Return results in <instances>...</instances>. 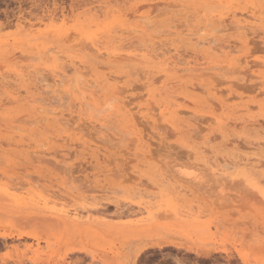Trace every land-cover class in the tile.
I'll return each mask as SVG.
<instances>
[{
	"label": "rangeland",
	"instance_id": "obj_1",
	"mask_svg": "<svg viewBox=\"0 0 264 264\" xmlns=\"http://www.w3.org/2000/svg\"><path fill=\"white\" fill-rule=\"evenodd\" d=\"M255 4L260 12L264 11V0H0V233L18 231L42 236L40 240L29 236L9 238L6 244L0 238V264H14V258L30 256L35 264H264V164L229 159L240 153L251 155L248 142L264 139V128L254 122L259 120L264 126V80L262 83L261 78L253 76L263 69L264 34L257 29V33L250 31L248 39L253 44L246 45L240 40L241 29L216 32L220 43L233 41L239 53L248 56L253 68L245 67L253 75L243 72L245 67L237 72L232 69L231 73L205 68L198 72L172 71L171 76L178 78L170 82L159 72L163 53L178 59L182 52L179 58L202 62L201 67L218 60L220 56H197L186 33L210 19L216 24L221 15L229 20L233 12H246ZM134 6L141 9L137 15L132 12ZM152 8L156 10L151 12ZM260 12L251 22L262 29L264 14ZM142 20L149 23L148 30L129 34L145 24ZM176 26V35L157 39L160 31L175 30ZM75 27L82 29L83 36L95 34L104 40L109 34L123 33L126 38L120 49L125 52L148 53L153 48L148 44L152 40H157L155 47L162 41L167 43L162 46L165 50H158L160 57L155 59L151 83H147L142 63L113 62L95 55L80 38L74 39ZM53 29H60V34ZM67 31L75 35L73 39L65 37ZM107 39L109 43L111 37ZM74 66L80 72L76 74L78 79L72 74ZM37 69L48 83L62 69L74 76V82L98 81L96 86L103 91L99 102L105 99L104 92L113 88L112 76H119L120 86L128 90L124 100L132 112L137 114L142 106L144 114L150 111L154 117L147 114L140 118L138 112L137 127L127 118L117 117V121L112 120L115 129L110 131L98 122L79 120L78 113L71 114L74 97L67 96L63 112L52 116L54 120L48 115L46 119L50 120L39 122L43 125L39 127L34 122L40 116L39 109L35 110L29 100L37 94L33 85L38 82ZM14 70L20 71V76ZM192 80L200 83L197 89L191 88ZM149 90L156 97L149 96ZM18 94L20 100L16 102ZM163 99L172 103L168 112L156 103ZM181 109L189 111L177 116L176 111ZM95 112L90 108L88 117L94 115L96 119L100 113ZM22 116L24 121H10ZM58 117L73 129L60 124ZM177 119L182 121L179 129L174 126ZM12 124L21 127L12 129ZM79 125L84 127L82 131ZM127 131L129 138L125 137ZM139 135L151 143L149 148L144 150L138 145V149L133 143ZM262 147L257 153L264 161ZM189 171L190 175L185 174ZM148 204L153 209L145 216L139 209Z\"/></svg>",
	"mask_w": 264,
	"mask_h": 264
},
{
	"label": "bare ground",
	"instance_id": "obj_2",
	"mask_svg": "<svg viewBox=\"0 0 264 264\" xmlns=\"http://www.w3.org/2000/svg\"><path fill=\"white\" fill-rule=\"evenodd\" d=\"M22 1V0H21ZM168 2H170V0H167ZM213 1V0H212ZM217 1V0H216ZM172 3V2H171ZM207 3V2H206ZM254 3H256L255 1H254ZM169 5H170V3H169ZM194 6V5H193ZM237 7H239V6H237ZM249 7V9L247 10L246 9V12H244V11H241V13L239 14V12H233L232 13V15L231 14H229V16L231 17L229 20H228V18L226 19L225 17H223L222 15L220 16V14H219V18H217L218 19V21L216 22V24H214V19H213V21H211V19L210 20H208V21H206V22H203V24H201V25H198V26H196V28L195 29H191V30H188V31H190L189 33H186V35L188 34V40H189V42H190V44H191V47H193V52L194 53H196V55L198 56V55H200V54H203V58H213V56L214 57H218V56H220V58H218V60H214L213 59V61L214 62H212V61H209V62H205V63H207L208 64V66L207 67H201L200 66V64L202 65V62H197V61H195L194 63H192V61L191 60H188L187 58H179L180 57V55L182 54V52H181V54L179 55V57H178V59H176V57L175 58H173V56H168V57H165V53H163V60L161 59V66H162V68L159 70V72H162L165 76H166V78L167 79H169V80H171L170 82H173L172 80H176L177 81V76H174L177 72H185V71H188V72H194V71H201V70H204L205 68H209V69H220V71H224V73H225V71L226 70H229L230 71V73H231V70L233 69V70H235L236 72H237V70H241V68H243V67H245V66H249L250 67V69L251 68H253L252 67V65L250 66L249 65V61H248V56H245V55H242L241 53H239V48H238V45L237 44H235V43H232V42H230V41H224V42H219V39L220 38H218L217 37V35L218 34H216V32H219V31H221V32H224V33H226V31L228 32V30H230V29H237L238 30V32H239V30L241 29L243 32H239L240 34H241V42L242 43H244V44H246V45H250L252 42L248 39V33L251 31H255L256 29L257 30H261V32L264 34V28H262V29H259V27H256V26H254L253 24H252V22H251V20H253V19H255V21L257 20V18L259 17L258 15V12H260L259 10L260 9H258L257 7H256V4H255V6L253 5V7H251V6H248ZM133 8V10H132V12H133V14H138L140 11H141V9H140V7L139 6H134V7H132ZM243 8V7H242ZM262 8V7H261ZM181 9V8H180ZM211 9V8H210ZM156 10V8H152L150 11L151 12H154ZM202 10V9H201ZM207 10V9H206ZM236 10V9H235ZM264 10V9H263ZM147 11V10H146ZM204 11H205V9H204ZM131 12V13H132ZM163 12H165V11H163ZM162 12V13H163ZM167 12V11H166ZM180 11H178V13H179ZM261 12H263V14H264V11H261ZM260 12V14H262ZM94 13H96V12H94ZM143 13V12H142ZM160 13V12H159ZM159 13H157L158 15H159ZM154 15L155 17L156 16H158V15ZM200 13H198V15H199ZM143 16V14H141V16L140 17H142ZM197 16V15H196ZM200 16H202V15H200ZM79 17V16H78ZM105 17V16H104ZM157 18V17H156ZM101 19V18H100ZM7 20V19H6ZM258 20H260V19H258ZM74 21H76V20H74ZM78 21V20H77ZM143 21V20H142ZM141 21V22H142ZM196 21V20H195ZM263 21V20H262ZM145 24H140L139 26H137V28L135 27V29L133 28V31H130L129 32V34L130 33H138V32H146V30H148L147 28H148V26H149V23H146L145 21H143ZM150 22V21H149ZM171 23V22H170ZM202 23V22H201ZM261 23V22H260ZM197 24V23H196ZM257 24H259V23H257ZM80 25V24H79ZM150 25H152L153 26V24H151V22H150ZM163 25V24H162ZM259 25H261V24H259ZM152 26H150V27H152ZM262 26V25H261ZM174 27V26H173ZM194 27V26H193ZM263 27V26H262ZM76 28V27H75ZM178 27L176 26L175 27V30H171V29H163L164 31H163V33H162V31H160V34H158L157 36H156V33H154L153 31H152V33L153 34H155V36L157 37V39H160V38H162L164 35L167 37V35H169V34H174V35H176L177 33H178V29H177ZM115 29V28H114ZM125 29V28H124ZM124 29H123V31H124ZM160 29V28H159ZM188 29V28H187ZM53 31L55 32V34H60V29H53ZM72 31H75L74 33H77V36L76 37H74L75 35L74 34H72V32L70 33V31L68 32H65V37L66 38H68V39H70V38H72V37H74V39L76 40V39H81L82 41V43H84V46L86 47V48H88L89 47V49H94L93 51L95 52L94 54L96 55V54H99V56L100 57H106V59L108 60H110V61H113V62H116V61H124V60H129V61H138L137 63H142V65H144V66H142L143 67V72L145 73V78L146 79H148V81H147V83H151V74L154 72V68H156V65H155V59H156V57L158 58V57H160L159 56V54L160 53H158V50L159 49H163L162 48V46L165 44L164 43V41H162L161 42V45H160V43H159V46L158 47H155L154 45H155V43L157 42V40H152V41H154V42H152V41H150V43H148V42H146V44L148 43V44H151V45H153V48H152V50H150V51H153L152 53L149 51V49H147V51H149L148 53L146 52H144V53H135V52H125V51H123L122 49H120V48H122V46H124L123 45V43H122V40L123 39H125L126 37H124L123 36V33L122 34H118V35H116V33H114V34H109V35H107V36H109V37H111V39L109 40V43H108V39L107 38H109V37H105L106 39L104 40V39H100L99 37H96V36H94V35H89V34H87V35H85V36H83V31H82V29L81 28H76L75 30H72ZM118 31H120V30H118ZM122 31V32H123ZM230 31H232V30H230ZM52 32V31H51ZM126 32V31H125ZM124 32V33H125ZM128 32V31H127ZM148 32V31H147ZM157 32H158V30H157ZM182 32V31H181ZM237 32V33H238ZM250 32V33H251ZM256 32V31H255ZM259 32V31H258ZM50 33V32H49ZM95 33V32H94ZM152 33H151V35H152ZM159 33V32H158ZM180 33V32H179ZM229 33V32H228ZM234 33H235V31H234ZM253 33V32H252ZM251 33V34H252ZM257 33V32H256ZM54 34V33H53ZM96 34H97V32H96ZM184 34V33H183ZM221 34V33H220ZM262 34V35H263ZM173 35V36H174ZM225 35H227V34H225ZM260 35V34H259ZM153 36V35H152ZM154 36V37H155ZM183 36V35H182ZM138 37H140V36H138ZM143 37V36H142ZM150 37V36H149ZM263 37V39H264V36H262ZM148 38V37H147ZM73 39V38H72ZM167 39V38H166ZM174 39V38H173ZM179 38H177V40H178ZM253 39V38H252ZM67 40V39H66ZM161 40H163V39H161ZM169 40V39H168ZM183 40V39H182ZM222 40V39H221ZM227 40V39H226ZM119 43L118 45H114L115 43ZM143 42V41H142ZM172 42V41H171ZM186 42V41H185ZM251 42V43H250ZM260 42V41H259ZM259 42H257V43H259ZM264 42V41H263ZM80 43V42H79ZM140 43V42H139ZM168 43H169V41H168ZM2 44V43H1ZM147 44V45H148ZM156 44H158V43H156ZM171 44V43H170ZM253 44V43H252ZM83 45V44H82ZM142 45H143V43H142ZM165 45H167V43L165 44ZM164 45V46H165ZM189 45V44H188ZM257 45V44H256ZM255 45V46H256ZM7 46V45H6ZM74 46V45H73ZM83 46V47H84ZM149 46V45H148ZM176 46V45H175ZM186 46V45H185ZM190 46V45H189ZM259 46H260V43H259ZM2 47V46H1ZM251 47H253V45L251 46ZM261 47V46H260ZM263 47V46H262ZM175 48V50H178V47L176 46V47H174ZM91 49V50H92ZM165 49H166V47H165ZM165 49H163V50H165ZM167 49H170V48H167ZM173 49V48H172ZM188 49V48H187ZM192 49V48H191ZM252 49H254V48H252ZM262 49V48H261ZM162 50V51H163ZM174 50V49H173ZM180 50V49H179ZM183 50V49H182ZM264 50V49H263ZM262 50V51H263ZM157 51V52H156ZM184 51V50H183ZM188 51V50H187ZM256 51H259V50H257L256 49ZM261 51V50H260ZM185 52V51H184ZM192 52V53H193ZM238 52V53H237ZM246 52V51H245ZM200 53V54H199ZM235 53H237V54H235ZM178 54V53H177ZM27 54H25V56H26ZM63 55V54H62ZM192 55V54H191ZM242 55V56H241ZM12 56H13V54H12ZM24 56V55H23ZM24 56V57H25ZM42 56V55H41ZM99 56H98V58H99ZM175 56H177V55H175ZM188 56V55H187ZM29 57V56H28ZM54 57V56H53ZM66 57V56H65ZM10 58V57H9ZM39 58V57H38ZM38 58H33L35 61H36V59L38 60V62H39V59ZM33 59H30V61L31 60H33ZM10 60V59H9ZM254 61V60H253ZM252 62V61H251ZM204 64V63H203ZM260 64V63H259ZM46 65V64H45ZM51 66V65H50ZM253 66H255V64L253 65ZM258 66V65H257ZM75 67V70L76 71H74L72 74H75V78H76V74L77 73H79L80 74V72L78 71V67L77 66H74ZM82 68V67H81ZM107 68V67H106ZM262 72H257V74H252L251 72H248L247 70H246V67H245V69H244V71L243 72H248V73H250V74H252L254 77L256 76V77H259V78H261V82H262V79L264 80V64H263V66H262ZM34 69V68H33ZM142 69V68H141ZM36 70V69H35ZM40 70V69H39ZM232 70V71H233ZM246 70V71H245ZM256 70V69H255ZM15 72L17 71V70H14ZM30 71V70H29ZM67 71L68 70H61L60 72H58L57 74H55L54 75V77H53V79H52V81H51V83H48V82H46V79L42 76H40V75H42L39 71H38V69H37V71L35 72L36 73V77L35 78H37V81L35 80V79H32V80H34V81H36L37 83H34L33 85L37 88V89H35V90H37V94H36V96H31V99H29V100H31V102H33V104H32V106L34 107V108H37V109H35V110H38L39 111V113H37V114H39L40 116H38L37 115V117H36V119L34 118V122H36V124H37V126H41V125H38L39 124V122H42V121H44V124H45V120H47L48 118L47 117H49L48 115H51V117L50 118H52V116L54 117L55 115H58L59 113L61 114L62 112H63V109H61V107H62V105H64V99H65V97H67V96H73L74 97V100H73V104H72V107H69V110H70V112H71V114H73V113H78V119L80 120H89V122L91 123V124H94V123H96V122H98L99 123V126L100 127H103L104 129H109L110 131H111V129L113 130V129H115V126H114V123L112 122V120L114 121V119H116L115 121H117V117H120V118H124V119H128V121L130 120L132 123H133V125L134 126H138L139 125V116L137 115L138 114V112L139 113H141L140 115V118L141 117H145L147 114L151 117H154V114L152 115V113H150V111H149V113H147V114H144L143 113V111H142V109L143 108H141V107H139V104H138V106L137 107H139V110L137 109L136 111H137V114L136 113H133L134 111H133V108H130V107H128V105H127V103L129 104V102H126L125 100H124V98H125V96H124V94H125V92L126 91H128V90H126V88H124V87H121L120 86V83H119V81H118V77L115 75V77H113L112 76V78H113V80H114V84L112 85V87L113 88H111V86H110V88H111V90L109 91V92H104V95H105V99L102 101L101 100V102L103 103V105L101 104V102H99L100 101V99H101V95L103 94V91L102 90H100L99 88H97L98 86H96V85H98V83H96V82H98V81H96L95 82V80H87V81H82V82H80L79 80L77 81V82H74V79H73V77H71V76H69V73H67ZM172 71H174V75H172L171 76V72ZM234 71V72H235ZM249 71H251V70H249ZM34 72V71H33ZM82 72V71H81ZM253 73H254V71H253ZM40 74V75H39ZM94 74V73H93ZM170 74V75H169ZM17 75H19L20 76V71H17ZM118 75V74H117ZM249 75V74H248ZM33 76V75H32ZM168 76H170V77H168ZM153 78V77H152ZM158 78H159V76H158ZM157 78V79H158ZM161 78V77H160ZM198 78V77H197ZM215 78V77H214ZM213 78V79H214ZM25 79H27V78H25ZM30 79V78H29ZM76 79H78V78H76ZM120 79V78H119ZM140 79V78H139ZM141 79H143V78H141ZM155 79V78H154ZM156 79V80H157ZM216 79V78H215ZM257 79V78H256ZM179 80V79H178ZM203 80V79H202ZM222 81H223V79H221ZM158 81V80H157ZM176 81H174V83L176 82ZM194 80H192V82H193ZM199 81V80H198ZM216 81V80H215ZM178 82H180V81H178ZM217 82H219V80L217 81ZM232 81H230V83H231ZM251 82V81H250ZM264 82V81H263ZM262 82V83H263ZM39 83V84H38ZM167 83V82H166ZM177 83V82H176ZM187 83V82H186ZM196 82H193V83H191V88H193V89H197L199 86H200V83H196ZM234 83V82H233ZM257 83V82H256ZM258 83H260V82H258ZM190 84V83H189ZM226 84V83H225ZM232 84V83H231ZM238 83H236V85H237ZM25 85V84H24ZM32 85V86H33ZM100 85V84H99ZM102 85V84H101ZM146 85V84H145ZM144 85V86H145ZM239 85V84H238ZM261 85V84H260ZM32 86H31V88H32ZM108 86V85H107ZM141 86V85H140ZM148 87H149V85H147ZM151 86V85H150ZM185 86H187L186 84H185ZM241 86V85H240ZM239 86V87H240ZM243 86H245V85H243ZM29 87V86H28ZM99 87H101V86H99ZM158 87V86H157ZM173 87H175V86H173ZM235 87V86H234ZM242 87V86H241ZM246 87V86H245ZM177 88V87H176ZM237 88V87H236ZM248 88V87H247ZM246 88V89H247ZM250 88V87H249ZM248 88V89H249ZM257 88V87H256ZM33 89V88H32ZM138 89V88H137ZM212 89V88H211ZM241 89H243V88H241ZM104 90V89H103ZM148 90V89H147ZM185 90V89H184ZM183 90V91H184ZM12 91V90H11ZM217 91V90H216ZM222 91V90H221ZM13 92V91H12ZM31 92V91H30ZM100 92H102V94H100ZM32 93V92H31ZM148 95L149 96H151V97H156L155 96V93L151 90H149L148 92ZM156 93H157V91H156ZM197 93V92H196ZM206 93V92H205ZM212 93H213V91H212ZM220 93V92H219ZM223 93V92H222ZM4 94V93H3ZM27 95V97H29L28 95V93H26ZM146 94V93H145ZM6 95V94H5ZM31 95V94H30ZM33 95H35V94H33ZM25 96V97H26ZM145 96V95H144ZM7 97V96H6ZM151 97H150V99H151ZM189 97V96H188ZM224 97V96H223ZM9 98V96L7 97V99ZM15 98V97H14ZM30 98V97H29ZM140 98V97H139ZM182 97H180V99H181ZM233 98V97H232ZM23 99V98H22ZM21 99V100H22ZM27 100H28V98H26ZM69 99V98H68ZM132 99V98H131ZM149 99V98H148ZM149 99V100H150ZM153 99V98H152ZM173 99V98H172ZM179 99V100H180ZM3 100V99H2ZM5 100V99H4ZM9 100H11V99H9ZM18 100H20V97H19V94H18V96H17V99H15V101L17 102ZM164 100V99H163ZM177 99H175V100H173V101H176ZM226 100V99H225ZM228 100V99H227ZM14 100H13V102H15ZM131 101V100H130ZM172 101V100H171ZM178 101V100H177ZM12 102V103H13ZM21 102V101H20ZM3 103H5V102H3ZM9 103V102H8ZM151 103H153V101L151 102ZM150 103V104H151ZM156 103L158 104V106H159V108L161 109V110H164L165 109V111L164 112H166L167 111V107L168 106H170V105H172V103H169V102H167V100L165 101H157L156 100ZM176 103V102H175ZM203 103V102H202ZM205 103V102H204ZM0 104H1V102H0ZM241 104V103H240ZM228 105V104H227ZM29 106V105H28ZM155 105H153L152 106V108L154 107ZM245 106H246V104H245ZM248 106V105H247ZM67 107V106H66ZM147 108H148V104H147V106H146ZM171 107V106H170ZM219 107H221V106H219ZM250 107V106H249ZM31 108V107H30ZM61 110H60V109ZM90 108H95V111L96 112H98L99 111V115H98V117L95 119L93 116L94 115H92V116H89L88 117V115H90V113H89V111H90ZM155 108V107H154ZM153 108V109H154ZM156 108H158V107H156ZM229 108V107H228ZM248 108V107H247ZM68 109V108H67ZM107 109H109V111H112V112H110V113H108V112H106L107 111ZM171 109V108H170ZM219 109V108H218ZM250 109V108H249ZM254 109V108H253ZM31 110V109H30ZM68 110V111H69ZM148 110V109H147ZM248 110V109H247ZM94 111V110H93ZM101 111V112H100ZM133 111V112H132ZM185 111H189V110H183V109H181V110H177L176 111V113L175 114H177V116H179L180 114H184V112ZM218 111V110H217ZM244 111H245V109H244ZM94 113V114H98V113ZM168 112V111H167ZM215 112V111H214ZM220 112V111H219ZM233 112V111H232ZM253 112V111H252ZM46 113V114H45ZM48 113V114H47ZM228 113V112H227ZM186 114V113H185ZM246 114V113H245ZM35 114H33V116H34ZM158 115H160V114H158ZM232 115V114H231ZM138 116V117H137ZM234 116V115H233ZM62 117H64V116H62ZM62 117H58V119L57 120H59V122L62 120ZM159 117H161V115L159 116ZM208 117V116H207ZM240 117V116H239ZM244 117V116H243ZM47 118V119H46ZM119 118V119H120ZM163 118V117H162ZM225 118V117H224ZM236 119L238 118V117H235ZM245 118V117H244ZM77 119V120H78ZM95 119V120H94ZM121 119V120H122ZM123 119V120H124ZM126 119V120H127ZM240 119H242L243 120V118H242V116H241V118ZM259 119V118H258ZM50 120V119H49ZM49 120H47V121H49ZM51 120H54L53 118L51 119ZM57 120H56V122H57ZM72 120H73V118H72ZM178 120V119H177ZM205 120V119H204ZM229 120V119H228ZM237 120H239V118L237 119ZM252 120H254V119H252ZM257 120V119H256ZM261 120H262V118H261ZM260 120V121H261ZM10 121H14V123H16L17 121L18 122H21V121H24V119H23V116L22 117H18L16 120H10ZM173 121V120H172ZM175 121V120H174ZM173 121V122H174ZM249 121V120H248ZM259 121V120H258ZM257 121V122H258ZM3 122V121H2ZM26 122H28V121H26ZM26 122H24V123H26ZM67 122L69 123V121L67 120ZM66 122V123H67ZM74 122H75V118H74ZM73 122V123H74ZM78 122V121H77ZM76 122V123H77ZM85 122V121H84ZM83 122V123H84ZM112 122V123H111ZM182 122V121H181ZM181 122H179V120L178 121H175V123H174V126H176V128L177 129H179V124L178 123H181ZM204 122V121H203ZM206 122V121H205ZM221 122V121H220ZM233 122V121H232ZM236 122V121H235ZM234 122V123H235ZM253 122V121H252ZM252 122H250V123H252ZM257 125H259L260 127H262V128H264V126H263V122L262 123H260V122H256V121H254ZM9 123V122H8ZM30 123V122H29ZM55 123V122H54ZM58 123V122H57ZM64 123H65V121H64ZM63 123V124H64ZM67 123V124H68ZM86 123V122H85ZM98 123H97V125H98ZM118 123V122H117ZM141 123V122H140ZM233 123V124H234ZM254 123V124H255ZM60 124H62V122H60ZM62 124V125H63ZM71 124V123H70ZM77 124H79V123H77ZM88 124V123H87ZM144 125H145V123H143ZM237 124V123H236ZM13 125V124H12ZM30 125V124H29ZM55 125V127H56V124H54ZM64 125H66V124H64ZM97 125H94V127L95 126H97ZM133 125H131V126H133ZM172 125V124H171ZM186 125V124H185ZM246 125V124H245ZM250 125V124H249ZM252 125V124H251ZM33 126V125H32ZM43 126V125H42ZM66 126H69L70 127V125L68 124V125H66ZM64 127L66 130H68L69 129V127ZM87 126V125H86ZM91 126V125H90ZM117 126V125H116ZM146 126V125H145ZM199 126H200V124H199ZM15 125H13V128L12 129H18L19 127H21V126H19L18 127V125L15 127ZM75 127H77V126H75ZM74 127V129L75 130H78V129H81V131L84 129V127H82L81 125H79L78 126V129H76ZM130 127V126H129ZM128 127V130L130 129ZM147 127V126H146ZM156 127V126H155ZM234 127V126H233ZM8 128V127H7ZM59 129H60V127H58ZM62 129H63V131H64V128L63 127H61ZM92 128V127H91ZM117 128V127H116ZM125 128H127V127H125ZM250 128V127H249ZM20 129V128H19ZM18 129V130H19ZM58 129V130H59ZM70 129H73V128H71L70 127ZM69 129V130H70ZM120 129H122V128H120ZM119 129V130H120ZM170 129V128H169ZM251 129V128H250ZM56 130V129H55ZM61 130V129H60ZM125 129H122V131H124ZM185 130V129H184ZM209 130V129H208ZM221 130V129H220ZM230 130V129H229ZM232 130V129H231ZM253 130V129H252ZM9 131V130H8ZM80 131V130H79ZM79 131H78V133H79ZM108 131V130H107ZM118 131V130H117ZM171 131V130H170ZM19 132V131H18ZM58 132V131H57ZM61 132H62V130H61ZM60 131L58 132V133H61ZM66 132V135H67V137L68 136H70V132L69 131H65ZM119 132V131H118ZM126 132V131H125ZM125 132H122V134H124ZM255 132V131H254ZM62 133H64V132H62ZM92 133V132H91ZM108 133H110V132H108ZM117 133V132H116ZM133 133V132H132ZM132 133L130 132V135H132ZM180 133V132H179ZM182 133V132H181ZM96 134V133H95ZM118 134H121V133H118ZM129 136V132L127 131V133H125V137L127 136V135ZM144 134V133H143ZM152 134V133H151ZM21 135V134H20ZM59 135H61V134H59ZM111 135V134H110ZM113 135V134H112ZM23 136V135H22ZM98 136V135H97ZM114 136V135H113ZM127 136V137H128ZM151 136V135H150ZM176 136V135H175ZM185 136V135H184ZM248 136H249V134H248ZM51 137V136H50ZM133 137V136H132ZM21 138H23V137H21ZM52 138H54V137H52ZM111 138H112V136H111ZM117 138V137H116ZM129 138V137H128ZM234 139H235V137H233ZM252 138V137H251ZM49 139H51V138H49ZM134 139V141H133V143L134 144H136L137 146L139 145L140 146V148H143L144 149V147H146V148H149V146H151V143L148 141H146V142H144V137L143 136H141V135H139L138 137H137V140H135V138H133ZM200 139V138H199ZM232 139V138H231ZM234 139H232V140H234ZM249 139V138H248ZM261 139V140H260ZM93 140H94V144H95V142H96V144H97V141H95L96 139H94L93 138ZM127 140H129L130 141V139H127ZM215 140V139H214ZM238 140V139H237ZM46 141V140H45ZM86 141V140H85ZM92 141V140H91ZM90 141V142H91ZM128 141V142H129ZM235 141V140H234ZM233 141V142H234ZM247 141V140H246ZM1 142V141H0ZM47 142V141H46ZM45 142V143H46ZM87 143H88V146L89 145H91V143L89 144V141H86ZM209 142V141H208ZM232 142V143H233ZM2 143V142H1ZM12 143H15V142H12ZM44 143V141H43V143L41 144L42 145V147L44 146L45 147V144ZM84 143V142H83ZM99 143H101V142H99ZM132 143V144H133ZM249 144L248 145H250V147H248L249 149H251L253 152H252V154L251 155H249V154H242V153H240V155H237L235 158H229V159H231V160H236V161H246L247 162V164H252V165H263L264 164V161H263V159L261 160L260 158L262 157H260L259 158V155H258V153H257V151L259 152V150H260V148L262 147V144H264V139L262 140V138H258V140H250V142H248ZM68 144V143H67ZM131 144V143H130ZM131 144V145H132ZM142 144V145H141ZM228 144H230V143H228ZM241 144V143H240ZM16 145V144H15ZM23 145V144H22ZM49 145V144H48ZM93 145V144H92ZM102 145H103V143H102ZM129 145V144H128ZM6 146V145H5ZM99 146V145H98ZM109 146V145H108ZM139 146H138V149H139ZM97 147V146H96ZM129 147V146H128ZM208 147V146H207ZM239 147H240V145H239ZM247 147V146H246ZM131 148H133V147H131ZM225 148V147H224ZM262 148H264V147H262ZM130 149V148H129ZM142 149V150H143ZM206 149H208V148H206ZM145 150V149H144ZM251 150H249V153H251L250 151ZM41 151V150H40ZM98 151V150H97ZM123 151V150H122ZM128 151V150H127ZM211 151V150H210ZM31 152V151H30ZM52 152V151H51ZM168 152V151H167ZM188 152V151H187ZM193 152V151H192ZM186 153V152H185ZM210 153V152H209ZM136 154V153H135ZM237 154V153H236ZM96 154H94V156H95ZM139 155V154H138ZM141 155V154H140ZM172 155V154H171ZM0 156H1V154H0ZM31 156V155H30ZM93 156V157H94ZM102 156V155H101ZM193 156V155H192ZM33 157V156H32ZM95 157H97V156H95ZM40 158V157H39ZM100 158H102V157H100ZM213 158V157H212ZM32 159H34V158H32ZM36 159H37V157H36ZM104 159V158H103ZM225 159H228V158H225ZM45 162H48V161H46L45 160V158L43 159ZM42 159H40V161H43ZM51 160V159H50ZM36 160H34V162H35ZM97 161H99V160H97ZM185 171V170H184ZM187 172V171H186ZM190 172L191 171H189V173H185V174H188V175H190ZM192 173V172H191ZM258 192V191H257ZM261 193H263V192H261ZM264 194V193H263ZM152 207H153V205H152ZM120 209H122L123 210V208H120ZM130 209V208H129ZM153 208H151V204H148V205H146V206H144V207H140V209H139V211L142 213V214H145V216H146V213L145 212H147V214H151V210H152ZM94 210V209H93ZM97 210V209H96ZM103 210V209H102ZM100 211V209L98 210V212ZM125 211V210H124ZM123 211V212H124ZM130 211V210H129ZM105 212V211H104ZM154 213H156V212H154ZM159 213V215H160V213H162L163 214V212H158ZM158 213H156V214H158ZM171 213V212H170ZM124 214V213H123ZM154 215V214H153ZM162 216V215H161ZM168 216V215H167ZM143 217V216H142ZM141 217V218H142ZM41 218V217H40ZM39 218V219H40ZM148 218V217H147ZM150 218V217H149ZM151 218H153V216L151 217ZM42 219V218H41ZM56 219V218H55ZM146 219V218H145ZM54 220V219H53ZM144 220V219H143ZM147 220H149V219H147ZM32 221V220H31ZM138 221H139V219H138ZM141 221V220H140ZM146 222V221H145ZM144 222V223H145ZM147 222H149V221H147ZM142 223V222H141ZM155 224V223H154ZM32 237V238H34V239H36V240H40L41 238H42V236H40V235H36V234H31V233H20V232H15V231H11V232H7V233H0V238H3V240H4V244H6V242H7V239H9V238H15V237H17V238H21V237ZM2 240V241H3ZM16 241V240H15ZM159 242V241H158ZM0 243L2 244L3 242H1L0 241ZM161 244V243H160ZM8 245V244H7ZM158 245V244H157ZM154 246V245H153ZM160 246V245H159ZM158 246V247H159ZM162 246V245H161ZM165 246V245H164ZM88 253H90L88 250H86ZM85 251V252H86ZM79 252V251H78ZM84 253V252H83ZM165 253H167V252H165ZM147 254V253H146ZM173 255V254H172ZM25 257H27V256H25ZM33 257V256H32ZM172 257V256H171ZM186 257V256H185ZM12 258H14V257H12ZM37 258V257H36ZM142 258V257H141ZM152 258V257H151ZM161 258V257H160ZM177 258V257H176ZM168 259V258H167ZM181 259V258H180ZM179 259V260H180ZM5 260V259H4ZM185 260V259H184ZM11 261V260H10ZM27 261H29V263H30V261L33 263L34 261H35V259L34 258H31V256L30 257H28V258H24V257H18L17 259H15L14 258V264H27ZM169 261V260H168ZM175 261V260H174ZM12 262V261H11ZM32 263H30V264H32ZM180 263V262H179ZM183 263V262H182ZM33 264H35V263H33ZM181 264V263H180ZM188 264V263H187ZM196 264V263H195Z\"/></svg>",
	"mask_w": 264,
	"mask_h": 264
},
{
	"label": "snow or ice",
	"instance_id": "obj_3",
	"mask_svg": "<svg viewBox=\"0 0 264 264\" xmlns=\"http://www.w3.org/2000/svg\"><path fill=\"white\" fill-rule=\"evenodd\" d=\"M148 264H151V262H148Z\"/></svg>",
	"mask_w": 264,
	"mask_h": 264
}]
</instances>
